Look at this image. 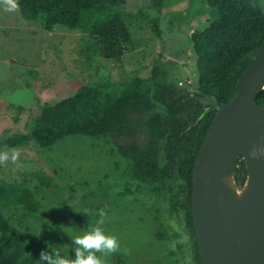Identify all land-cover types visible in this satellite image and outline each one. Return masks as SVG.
<instances>
[{"label": "rangeland", "instance_id": "374dc122", "mask_svg": "<svg viewBox=\"0 0 264 264\" xmlns=\"http://www.w3.org/2000/svg\"><path fill=\"white\" fill-rule=\"evenodd\" d=\"M253 3L264 12V0ZM8 7V0H0V142L27 133L46 104L93 84L120 94L150 78L154 67L168 84L194 92L196 58L188 39L214 20L213 9L189 0H163L159 8L149 0H125L116 10L125 17L132 50L107 60L92 49L87 34L60 27L46 32L42 23L25 21ZM154 18L160 20L159 35L152 30ZM133 141L143 138L66 137L49 149L0 145V153H18L15 160L0 161V190L26 186L40 206L31 213L4 212L40 259L57 249L61 258L74 259L72 236L102 220L104 232L120 244L110 254L96 253L105 264H194L190 231L153 209L146 200L149 187L135 186L130 163L118 153Z\"/></svg>", "mask_w": 264, "mask_h": 264}, {"label": "trees", "instance_id": "16d2710c", "mask_svg": "<svg viewBox=\"0 0 264 264\" xmlns=\"http://www.w3.org/2000/svg\"><path fill=\"white\" fill-rule=\"evenodd\" d=\"M125 0H18L22 19L42 23L46 32L60 27L87 34L92 49L103 59L114 60L131 52L133 42L125 17L117 8ZM163 0H149L159 8ZM193 6L213 9L214 20L188 39L197 72L194 92L167 83L163 70L154 67L150 78L137 81L120 94L105 92L100 84L84 86L73 96L46 104L25 134L11 135L0 145L29 143L41 149L54 147L66 137L118 136L133 141L119 155L130 163L135 186L147 185V201L170 221L190 231L194 264H202L191 211L193 168L219 105L229 103L239 76L247 69L264 41V12L253 0H189ZM160 20L153 19L159 35ZM264 105V90L257 96ZM145 115V118H144ZM241 190L247 180L239 157L233 173ZM139 193L142 192L138 189ZM21 208L36 212L39 202L26 186L0 190V264H48L27 236L19 232L4 212ZM163 234H158L161 239Z\"/></svg>", "mask_w": 264, "mask_h": 264}, {"label": "water", "instance_id": "95a60500", "mask_svg": "<svg viewBox=\"0 0 264 264\" xmlns=\"http://www.w3.org/2000/svg\"><path fill=\"white\" fill-rule=\"evenodd\" d=\"M264 41L218 106L193 168L191 211L202 264H264ZM247 180L231 184L237 160ZM231 181V182H230Z\"/></svg>", "mask_w": 264, "mask_h": 264}, {"label": "clouds", "instance_id": "9594fccd", "mask_svg": "<svg viewBox=\"0 0 264 264\" xmlns=\"http://www.w3.org/2000/svg\"><path fill=\"white\" fill-rule=\"evenodd\" d=\"M8 11L17 9L18 5L15 0H8ZM18 153H0V161H6L9 158L15 160ZM40 214V213H39ZM103 221L100 220L96 225L88 227L86 230H80L77 234L72 236L75 248L74 259H69L67 256L61 258L59 256V249L56 250L54 256L41 254L42 260H47L48 264H105V262L97 256L96 253L110 254L120 248L119 241L115 236L107 235L101 227ZM39 226V232H40Z\"/></svg>", "mask_w": 264, "mask_h": 264}]
</instances>
